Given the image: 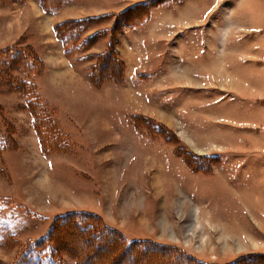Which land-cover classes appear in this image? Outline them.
<instances>
[{
  "label": "rangeland",
  "instance_id": "obj_1",
  "mask_svg": "<svg viewBox=\"0 0 264 264\" xmlns=\"http://www.w3.org/2000/svg\"><path fill=\"white\" fill-rule=\"evenodd\" d=\"M91 18L62 37L65 57L92 39L67 57L89 85L66 69L55 83V27ZM108 50L123 76L96 86ZM72 212L203 264H264V0H0V264ZM85 243L70 234L39 262L76 264L67 249Z\"/></svg>",
  "mask_w": 264,
  "mask_h": 264
},
{
  "label": "trees",
  "instance_id": "obj_2",
  "mask_svg": "<svg viewBox=\"0 0 264 264\" xmlns=\"http://www.w3.org/2000/svg\"><path fill=\"white\" fill-rule=\"evenodd\" d=\"M67 1L69 0H40V3L42 7L56 11L60 9L61 6H64ZM92 20L94 19L68 21L60 23L55 27L54 32H56V35L62 40L61 45H63L65 50H67L65 44L67 42L63 41L62 37L77 27L84 28V26L90 24ZM83 28H81V31L84 30ZM91 40V38L86 39L84 43L82 42V48L79 49L81 51L86 50ZM7 50V52L11 53L13 49L8 48ZM80 50L67 51L66 55L67 57L73 56V54H76ZM20 55L21 54H18L19 58L22 56ZM114 56H116V54L110 50L101 55L103 62H101L97 68H94L95 70L93 69L92 74L90 75L91 82L96 86L101 85L106 77L112 78L114 81H120V79H122V69L125 66L119 62V60V63L113 60L112 58H114ZM22 62L24 61H18V63ZM28 89L30 91L32 87H29ZM27 104L35 120H39L38 122L40 126H38L37 123L36 125L40 129L44 128V131H49L50 126L47 127L48 124L44 125L48 120L46 112V110H48V105L40 100L38 93L37 97L30 94ZM70 234L76 239H83L86 241L85 245H81L82 247L80 248H82V250L78 253L71 252L67 249V252H70L73 256L76 264H95L89 262L88 259H90V256L86 250L88 249L87 246L92 245L93 243L96 244L98 239H104L105 241L102 245H99V248H103L105 251L100 259L102 260L100 264H137V259L135 258H138V256L151 258L153 264H203L195 259L178 254L169 246L136 240L126 241L123 236L109 228L106 224L100 221L99 218L97 219L95 215L78 212L66 214L61 217L60 220L58 219L54 221L46 236L30 243L26 247L23 256L17 264H40L39 261H41L46 254H48L51 259H54L55 254H57L58 251V249H56V244H60L64 239L68 238V235Z\"/></svg>",
  "mask_w": 264,
  "mask_h": 264
},
{
  "label": "crops",
  "instance_id": "obj_3",
  "mask_svg": "<svg viewBox=\"0 0 264 264\" xmlns=\"http://www.w3.org/2000/svg\"><path fill=\"white\" fill-rule=\"evenodd\" d=\"M35 5V4H34ZM35 7V9H34V11H36V12H40V10H41V8L40 7H38V5H35L34 6ZM40 8V9H39ZM66 8L67 9H69V7L67 6V7H65L62 11H66ZM38 10V11H37ZM35 12V13H36ZM43 13V12H42ZM59 13H57V15H58ZM64 18V17H63ZM82 18V17H81ZM80 19V18H79ZM61 21H66V19H62L61 18V20H59V22H61ZM57 45H59L58 46V53H59V56H60V58L63 60V62H64V67H62V68H58L57 69V67H56V65H57V60H58V58H52V56H49V55H46V58H48L47 60V62H50V68H51V66H55V68L56 69H54V70H49L50 72H53L52 74H51V76H50V79L51 80H55L54 82L55 83H57V82H61L62 80H66V83L68 82V83H73V82H71L72 81V78H73V76L76 74L81 80H82V82L85 84V83H87L86 82V80H85V75L83 74H81V72H79V71H77L76 69H77V67H76V65H74L67 57H65V54H64V49H63V45H61V43H59V44H57ZM120 53V52H119ZM88 54H86V55H83V56H87ZM59 58V59H60ZM85 65L83 66V69H84V72H85ZM128 68V67H127ZM63 69H66V70H69V77H67V78H64V79H62L61 81L59 80V79H54V77H53V75L55 74V72H57V71H59V70H63ZM46 79V78H45ZM50 80V81H51ZM52 82V81H51ZM85 85H89L88 83L87 84H85ZM41 88L43 89V87H42V85H41ZM42 94V93H41Z\"/></svg>",
  "mask_w": 264,
  "mask_h": 264
}]
</instances>
